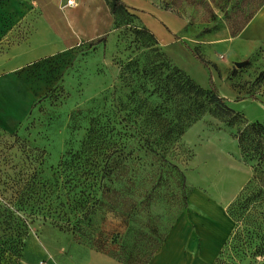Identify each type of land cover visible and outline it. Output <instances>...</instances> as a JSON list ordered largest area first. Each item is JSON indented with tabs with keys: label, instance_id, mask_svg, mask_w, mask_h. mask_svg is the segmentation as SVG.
Returning <instances> with one entry per match:
<instances>
[{
	"label": "rangeland",
	"instance_id": "1",
	"mask_svg": "<svg viewBox=\"0 0 264 264\" xmlns=\"http://www.w3.org/2000/svg\"><path fill=\"white\" fill-rule=\"evenodd\" d=\"M110 1L101 6L107 24L99 37L24 62L16 58L21 51L17 46L25 29L24 10L31 1L0 0V151L21 156L19 145L43 149L39 166L43 178L51 180L59 160L80 149L89 119L98 113L119 131L112 140L132 153L123 161L127 167L122 168L123 176L108 182L116 190L114 197L97 208L91 224H84L86 234L147 254L173 221L188 211L194 191L198 197L226 202L225 212L232 219L216 264H264V186L259 173L251 179L255 163L258 171L264 166L257 164V154L252 160L245 158L237 141L247 125L256 122L264 127V78L259 76L264 71V43L248 57L229 56V33L238 32L264 0H155L170 11L168 25L169 31L176 30L174 37L207 60L205 65L197 59L207 70L205 88L211 76L232 109L222 114L211 105L181 136L158 144L166 147L158 153L144 150V137L121 120L128 110L118 112L115 107L120 101L127 103L120 63L153 41L144 33L135 34L134 29L144 26L136 11L112 14ZM139 36H144V43ZM248 138L246 145L254 148L259 141L264 150V133L250 130ZM110 140L101 137L99 142L106 149ZM230 143L244 170L232 175ZM154 227L157 233L152 234ZM86 240L36 221L30 225L19 264H66L69 256L81 262L84 254L95 250Z\"/></svg>",
	"mask_w": 264,
	"mask_h": 264
},
{
	"label": "trees",
	"instance_id": "2",
	"mask_svg": "<svg viewBox=\"0 0 264 264\" xmlns=\"http://www.w3.org/2000/svg\"><path fill=\"white\" fill-rule=\"evenodd\" d=\"M110 11L121 15L129 13L130 9L123 0H111ZM134 32L146 34L153 43L120 63L119 79L126 88L127 103L120 101L115 107L118 112L128 110L121 120L130 123L129 128H133L139 137H144L145 151H165V145L163 149L157 147L158 144L169 143L181 136L194 121L211 110V105L219 107L222 114L232 113L225 98L218 94L211 76L210 86H201L171 60L147 27L134 29ZM139 37L142 41L144 36ZM192 53L201 63L208 64L199 52L192 50ZM259 76L264 78V71ZM250 130L264 133L262 124L256 122L243 128L237 136L240 151L251 160L257 154V164L259 162L263 167L264 150L260 142L256 141L254 148L246 145ZM116 134L120 133L110 120L102 121L98 113L91 117L80 149L59 160L53 167L51 180L43 178L39 166L44 160L43 149L33 151L19 145L21 156L0 151V264H19L30 225L36 221L69 230L77 238L86 237L87 244L95 250L123 264L148 262L165 236L155 242L147 254H142L128 244L113 246L112 241L98 234L85 233L84 224H91L97 208L116 194L108 182L123 176V161L132 153L125 151L124 144L112 140ZM101 137L112 140L106 149L99 142ZM256 168L255 163L251 179L257 178L259 173L264 186V169L258 171ZM181 178L185 180L183 175ZM152 230V234L157 233V227Z\"/></svg>",
	"mask_w": 264,
	"mask_h": 264
},
{
	"label": "crops",
	"instance_id": "3",
	"mask_svg": "<svg viewBox=\"0 0 264 264\" xmlns=\"http://www.w3.org/2000/svg\"><path fill=\"white\" fill-rule=\"evenodd\" d=\"M30 1L27 10H24L25 29L22 40L18 39L17 47L21 51L16 56L24 62L76 46L85 40L99 37L105 31L107 22L101 13L104 0H74L73 6H63L66 0ZM123 1L130 10L138 13L141 23L155 35L158 45L171 60L205 87L207 70L193 56L188 44L174 37L176 30L169 31L170 11L155 0ZM182 20L187 23V18ZM263 43L264 1L238 32L229 33V56L235 59L248 57ZM11 52L15 51L12 49ZM197 75L200 77L197 78ZM237 156V150L230 143V175L234 171H244ZM234 197L235 194L229 196V203ZM225 204L224 201L208 196L198 197L197 193L191 192L188 211L173 221L163 242L146 264H216L223 243L232 230V219L227 217ZM72 260L69 256L66 264H75ZM76 264L123 263L103 252L90 249L88 254H84L83 261Z\"/></svg>",
	"mask_w": 264,
	"mask_h": 264
},
{
	"label": "built area",
	"instance_id": "4",
	"mask_svg": "<svg viewBox=\"0 0 264 264\" xmlns=\"http://www.w3.org/2000/svg\"><path fill=\"white\" fill-rule=\"evenodd\" d=\"M75 4L74 0H66L64 6H73Z\"/></svg>",
	"mask_w": 264,
	"mask_h": 264
},
{
	"label": "water",
	"instance_id": "5",
	"mask_svg": "<svg viewBox=\"0 0 264 264\" xmlns=\"http://www.w3.org/2000/svg\"><path fill=\"white\" fill-rule=\"evenodd\" d=\"M237 64H240V63H237Z\"/></svg>",
	"mask_w": 264,
	"mask_h": 264
}]
</instances>
